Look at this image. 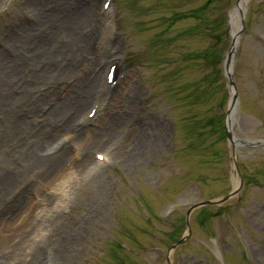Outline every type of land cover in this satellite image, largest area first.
I'll return each instance as SVG.
<instances>
[{"label":"rangeland","instance_id":"1","mask_svg":"<svg viewBox=\"0 0 264 264\" xmlns=\"http://www.w3.org/2000/svg\"><path fill=\"white\" fill-rule=\"evenodd\" d=\"M237 1L0 0V264H264V147L236 148L237 174L225 138ZM242 18L232 133L264 141V0H248ZM69 19L98 67L57 82L59 103L76 111L70 128L62 114L50 131L54 102L29 116L48 87L35 81L44 64L33 43ZM97 75L78 107L76 89ZM44 128L54 161L24 173ZM240 181L235 197L196 209L169 251L189 208Z\"/></svg>","mask_w":264,"mask_h":264},{"label":"bare ground","instance_id":"2","mask_svg":"<svg viewBox=\"0 0 264 264\" xmlns=\"http://www.w3.org/2000/svg\"><path fill=\"white\" fill-rule=\"evenodd\" d=\"M245 6H246V0L241 1L234 8V10L232 11L230 15V23L234 29L239 20L240 14L245 11ZM74 24L77 25V21L73 23L70 20L69 23H66V26L64 27L65 28L64 31L60 30V36L62 35L61 37L59 36L57 38V33L55 31L50 32L49 30H47L41 36V39H39L38 42L35 41L33 43L34 44L33 46L35 47L34 52L36 56L37 55L40 56V53H41V58H38V59L41 60L44 64V68L40 72V76L35 81L36 83L39 82L41 83V85L48 86V87L45 93L40 94V91L38 92L39 99L37 100V102H35L32 105L33 109L30 110L29 116L35 113V109L39 105H41L42 102H45L48 100H51L52 102H54L53 107L45 115L44 120H43V124H45L44 127L46 126L51 127L50 131L52 130V126H51L52 123L50 122L51 121L54 122L53 120L57 118H60V120H62L63 119L61 116L62 114H64L65 117L67 115L68 116L70 115V118L67 119L64 125V128H70L72 126L71 122L73 121V118H74L73 117L75 113L74 111H76V108H73L71 105L69 107L68 103L64 101L63 103L62 102L59 103L60 98L58 96V91H57L58 89L57 82H62L63 80L62 76H64L65 74L67 75L73 72L74 75H76V72H78L79 69L83 67L84 63L85 64L87 63V65H93L96 68L98 67L97 62H94V61H92V63L88 62L90 60V51H89L88 44L85 42H82L79 38L74 37L75 29H76V25L74 26ZM237 30L232 31V36H235V34L237 33ZM65 35H66V38L62 39V37H64ZM64 40H67V42H64ZM30 58L31 57L28 56L27 54H23V56L17 57L16 58L17 71L20 70L21 68L23 69L27 68V65H29V61L31 60ZM76 68H78V70H76ZM79 85L78 87H80ZM98 85L99 86L102 85V77H99V75H97V79H94L90 82L89 87L88 85H86L88 87V90L83 91L85 86L83 89L81 87L76 89V92L74 93V97L72 96V98L74 102H77L79 100V104L77 105L78 107H80L82 103L84 102V100L88 97V93H90L91 90H94L93 88L98 87ZM24 92L27 95L25 96L26 100L24 101L26 102L29 99L30 95L27 94L28 92L26 90H24ZM101 94L102 93L100 92L98 96H101ZM95 95L97 96V94ZM110 95L111 93H109V96ZM73 101L71 100L70 103L72 104ZM100 111H101V107L99 108L98 113H100ZM88 119L89 118H85L83 122L87 121ZM105 128L108 130L110 129L109 126H106ZM44 130L45 128L41 130V132L36 133L34 135L35 139L40 137V135L44 133ZM105 131H106L105 135L109 136L108 131L107 130ZM37 143H38L37 147L36 146L35 147L37 148V150L43 151V152L35 153V151L37 150L33 151V153L30 155V157L25 162L26 169L25 167H23L24 173L25 171L28 173L34 170L35 166H37L40 162H43L44 164H47V163L50 164L52 161H54L52 159L51 153L56 150L55 144L50 142L49 140H44L41 137H40V140L37 141ZM15 148L16 147H14L13 150ZM40 148H42L43 150H41ZM31 189L32 187H30V192H31ZM25 195H26L25 193L22 194L23 201L26 202L28 196L26 197Z\"/></svg>","mask_w":264,"mask_h":264},{"label":"water","instance_id":"3","mask_svg":"<svg viewBox=\"0 0 264 264\" xmlns=\"http://www.w3.org/2000/svg\"><path fill=\"white\" fill-rule=\"evenodd\" d=\"M241 1H243V0H238L237 5ZM246 2H247V0H246ZM240 17H241L240 28L237 30V33L235 34V36H232V44H231V47H230V49L226 55L225 64H224L225 75L228 79L229 88L231 91V101H230L229 109L227 112L226 123H225V136H226L228 143L231 145V147L233 149V164H234L235 172L237 174H238V168H237V164L235 161V150H236V148L237 147H257V146L264 147V141L251 142V141L238 140L234 137V135L232 133V125L234 122L235 108L237 105V99L238 98H237V94H236V87H235V84H234L232 76H231V68H232V62L234 60V56L236 53V49H237V45H238V41H239V36L241 35L242 30H243L242 13L240 14ZM241 185H242V182L240 181L239 186L236 187L235 189H233L232 192L228 196H226L222 199L212 201V202H204V203H200V204L192 206L186 213L187 236L183 237L173 247H171L170 251L175 250L178 246L185 243V241H187L188 237L190 236L191 232L189 229L188 221H189V216L191 215V213L194 210L201 208V207L210 206V205H217L218 206V205H221V204L227 202L229 199L235 197L238 194Z\"/></svg>","mask_w":264,"mask_h":264}]
</instances>
